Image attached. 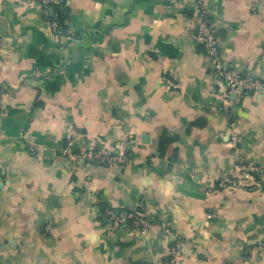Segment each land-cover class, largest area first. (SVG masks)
Instances as JSON below:
<instances>
[{
    "label": "crops",
    "instance_id": "1",
    "mask_svg": "<svg viewBox=\"0 0 264 264\" xmlns=\"http://www.w3.org/2000/svg\"><path fill=\"white\" fill-rule=\"evenodd\" d=\"M208 3L225 69L264 79V0ZM54 12L58 38L37 4L0 0V264H168L176 242V264H264V98L235 105L231 144L235 97L191 37L196 0ZM122 139L120 166L61 154ZM238 160L259 167L257 187L218 190ZM139 203L145 235L105 216Z\"/></svg>",
    "mask_w": 264,
    "mask_h": 264
},
{
    "label": "built area",
    "instance_id": "2",
    "mask_svg": "<svg viewBox=\"0 0 264 264\" xmlns=\"http://www.w3.org/2000/svg\"><path fill=\"white\" fill-rule=\"evenodd\" d=\"M32 3L40 7L41 14L46 19L53 36L58 38L62 31L59 27V18L54 12L50 15V8L54 10L60 7L63 0H30ZM209 0H196L199 10V20L196 29L191 33L194 41L202 44L207 51L210 58L212 68L215 72L220 74L226 84L228 94L235 97L233 102H230L229 108H224L230 120L229 139L231 144H235L238 140V134L235 129V113L234 107L239 104L241 100L251 94L260 93L264 98V79L256 76L245 75L235 68L225 69V63L220 55L218 39L216 37V29L212 13L209 8ZM163 81L173 88L176 85L168 78L164 77ZM127 141L122 139L119 141L117 148L112 151L105 150L100 144H97L92 150H80L78 153H73L70 149V144H67L61 151V154L66 157H76L87 162H94L100 165L120 166L126 164L128 161L127 155ZM260 169L258 166L237 161L233 167V173L222 176L216 187L218 190L229 191L234 193L237 190L254 191L259 183ZM210 191H214L213 187H209ZM105 216L108 217L114 227L124 226L127 230L145 235L153 226L146 219V206L139 203L136 209L123 210L120 213L106 210ZM49 230V227H47ZM165 234L169 233L167 228L162 230ZM182 246L181 242H176L174 247L170 249V259L168 264H176V258L179 254V249Z\"/></svg>",
    "mask_w": 264,
    "mask_h": 264
},
{
    "label": "water",
    "instance_id": "3",
    "mask_svg": "<svg viewBox=\"0 0 264 264\" xmlns=\"http://www.w3.org/2000/svg\"><path fill=\"white\" fill-rule=\"evenodd\" d=\"M49 12H50V15L53 16L54 9L51 7L50 10H49Z\"/></svg>",
    "mask_w": 264,
    "mask_h": 264
}]
</instances>
